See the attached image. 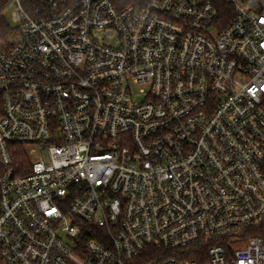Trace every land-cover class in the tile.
<instances>
[{"label": "built area", "instance_id": "2783aa9c", "mask_svg": "<svg viewBox=\"0 0 264 264\" xmlns=\"http://www.w3.org/2000/svg\"><path fill=\"white\" fill-rule=\"evenodd\" d=\"M0 16V264H264V0Z\"/></svg>", "mask_w": 264, "mask_h": 264}, {"label": "trees", "instance_id": "16d2710c", "mask_svg": "<svg viewBox=\"0 0 264 264\" xmlns=\"http://www.w3.org/2000/svg\"><path fill=\"white\" fill-rule=\"evenodd\" d=\"M4 3L5 0H0V10ZM9 30H11V28L8 20L5 17L0 16V38L4 36L6 32H9ZM211 242L212 241L199 246L197 251L188 250L183 255L178 256H176L175 252L169 248L149 245L137 257L131 259L126 264H154L164 260H169L170 258H196L197 252H204Z\"/></svg>", "mask_w": 264, "mask_h": 264}]
</instances>
